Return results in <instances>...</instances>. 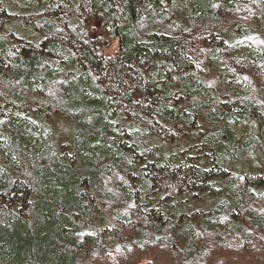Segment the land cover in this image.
<instances>
[{"label": "trees", "instance_id": "16d2710c", "mask_svg": "<svg viewBox=\"0 0 264 264\" xmlns=\"http://www.w3.org/2000/svg\"><path fill=\"white\" fill-rule=\"evenodd\" d=\"M0 264H264V0H0Z\"/></svg>", "mask_w": 264, "mask_h": 264}, {"label": "rangeland", "instance_id": "374dc122", "mask_svg": "<svg viewBox=\"0 0 264 264\" xmlns=\"http://www.w3.org/2000/svg\"><path fill=\"white\" fill-rule=\"evenodd\" d=\"M240 47H241L242 49H244V50H248V49L252 48L251 45H250L249 43H243ZM253 51L256 52V50H253ZM237 82H238L239 84H241L240 81H237ZM234 126L237 128L238 132L242 133V132L244 131V124H243V123H240V124L235 123ZM210 239H211V237H210Z\"/></svg>", "mask_w": 264, "mask_h": 264}]
</instances>
